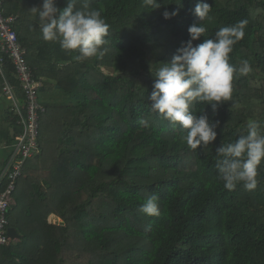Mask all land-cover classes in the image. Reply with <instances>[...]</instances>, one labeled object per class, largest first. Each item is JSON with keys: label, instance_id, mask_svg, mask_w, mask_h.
Returning a JSON list of instances; mask_svg holds the SVG:
<instances>
[{"label": "trees", "instance_id": "1", "mask_svg": "<svg viewBox=\"0 0 264 264\" xmlns=\"http://www.w3.org/2000/svg\"><path fill=\"white\" fill-rule=\"evenodd\" d=\"M3 1L5 15L18 17V40L35 79L44 82L41 94L52 98L42 104V177L25 170L17 182L7 219L21 238L0 247V264H264V161L252 191L225 189L215 167V147L246 134L250 120L264 130V0H205L207 31L194 43L247 20L229 63L238 69L248 60L251 71L234 74L231 99L215 114L205 103L192 108L220 121L217 140L202 151L191 150L184 130L147 99L155 71L200 23L198 0H160L159 9L143 0H75L78 9L87 3L100 10L110 25L104 55L83 62L42 40L31 9L43 0ZM67 2L56 0V7ZM165 11L178 15L164 19ZM5 83L24 100L10 61L0 94ZM152 195L159 216L140 211Z\"/></svg>", "mask_w": 264, "mask_h": 264}, {"label": "clouds", "instance_id": "2", "mask_svg": "<svg viewBox=\"0 0 264 264\" xmlns=\"http://www.w3.org/2000/svg\"><path fill=\"white\" fill-rule=\"evenodd\" d=\"M144 6L159 9L160 0H143ZM38 17L41 38L45 42H58L66 53L75 52L73 59L83 62L92 57H102L108 43L110 25L101 11L90 9L86 3L76 8L75 0H68L63 10L56 7V0H43L41 7L31 9ZM211 5L198 0L194 14L200 23L188 28L189 39L181 42L169 62L155 73L152 91L147 96L152 111L158 113L173 126L179 125L185 134L182 139L187 146L201 151L214 145L220 121L212 120L206 111L194 115L196 103H205L213 114L231 99L234 74L247 75L251 71L248 60L241 67L229 63L233 46L244 37L247 20L235 25L219 28L214 37L194 43L206 33L202 22L209 18ZM178 11L163 13L164 19H171ZM215 167L218 178L227 190L242 185L245 190L257 188L258 168L264 161V130L257 121L250 120L246 134L234 142L221 143L215 147ZM158 197L149 196L140 206L148 216H159Z\"/></svg>", "mask_w": 264, "mask_h": 264}, {"label": "built area", "instance_id": "3", "mask_svg": "<svg viewBox=\"0 0 264 264\" xmlns=\"http://www.w3.org/2000/svg\"><path fill=\"white\" fill-rule=\"evenodd\" d=\"M17 21L16 15H5L4 1L0 0V73L6 61H10L24 94L25 110V115L21 116L22 134L16 139L15 153L6 167L0 184V247L12 241L7 233V216L14 204L17 182L23 174L26 163L40 152V120L46 112L39 99L42 82L35 79L24 57V49L15 29ZM3 94L15 102L14 90L8 83L3 87Z\"/></svg>", "mask_w": 264, "mask_h": 264}, {"label": "crops", "instance_id": "4", "mask_svg": "<svg viewBox=\"0 0 264 264\" xmlns=\"http://www.w3.org/2000/svg\"><path fill=\"white\" fill-rule=\"evenodd\" d=\"M41 82L43 88L44 82L43 81ZM22 108L24 109V100L18 103L17 99L15 98V102H13L9 100L5 95L0 94V132L3 133V135L4 134L6 135V137L3 138V140H1V136H0V184L2 183L3 180L2 177L5 173L6 167L15 153V143L18 136L16 134V131L19 128H20L19 130L22 129L23 131V126L21 123ZM17 114L21 116H20V120L17 121L16 126H14L12 123L14 122V117ZM8 138L10 139V142L6 141ZM29 166L30 163L28 161L24 170H28ZM14 205H15V201L13 206Z\"/></svg>", "mask_w": 264, "mask_h": 264}, {"label": "rangeland", "instance_id": "5", "mask_svg": "<svg viewBox=\"0 0 264 264\" xmlns=\"http://www.w3.org/2000/svg\"><path fill=\"white\" fill-rule=\"evenodd\" d=\"M52 98V94L51 93H43V94H41V90H40V92H39V99H40V102L43 104H45L46 103V101L48 100V99H51ZM20 101H18V103H19ZM28 163V162H27ZM26 163V164H27ZM29 163H30V166H29V168H33L34 166H36V171L35 170H30L29 168H28V171H29V173L30 174H33L34 176H36L37 175V177L38 178H40V177H42V169H41V166H42V161H37L36 160V157H34V158H32V159H30L29 160ZM36 164V165H35ZM26 166V165H25ZM25 169V168H24ZM24 171L25 170H23V173H24ZM20 210V209H19ZM49 222L51 223V224H56L57 223V219L54 217V216H51L50 218H49Z\"/></svg>", "mask_w": 264, "mask_h": 264}, {"label": "water", "instance_id": "6", "mask_svg": "<svg viewBox=\"0 0 264 264\" xmlns=\"http://www.w3.org/2000/svg\"><path fill=\"white\" fill-rule=\"evenodd\" d=\"M7 233L12 241H16L21 238V236L17 233L14 228H8Z\"/></svg>", "mask_w": 264, "mask_h": 264}]
</instances>
